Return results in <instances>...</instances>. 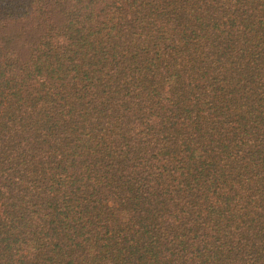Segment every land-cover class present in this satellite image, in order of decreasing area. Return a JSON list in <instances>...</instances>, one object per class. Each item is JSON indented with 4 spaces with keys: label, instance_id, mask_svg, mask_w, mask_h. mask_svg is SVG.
<instances>
[{
    "label": "trees",
    "instance_id": "trees-1",
    "mask_svg": "<svg viewBox=\"0 0 264 264\" xmlns=\"http://www.w3.org/2000/svg\"><path fill=\"white\" fill-rule=\"evenodd\" d=\"M0 264H264V0H0Z\"/></svg>",
    "mask_w": 264,
    "mask_h": 264
}]
</instances>
